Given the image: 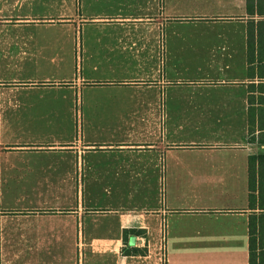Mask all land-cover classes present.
Returning a JSON list of instances; mask_svg holds the SVG:
<instances>
[{"label":"crops","instance_id":"obj_1","mask_svg":"<svg viewBox=\"0 0 264 264\" xmlns=\"http://www.w3.org/2000/svg\"><path fill=\"white\" fill-rule=\"evenodd\" d=\"M249 15L247 0H0V264H250L264 88L248 29L225 26ZM57 24L75 40L61 79L13 46Z\"/></svg>","mask_w":264,"mask_h":264},{"label":"rangeland","instance_id":"obj_2","mask_svg":"<svg viewBox=\"0 0 264 264\" xmlns=\"http://www.w3.org/2000/svg\"><path fill=\"white\" fill-rule=\"evenodd\" d=\"M251 18H254V21H260L262 20V17H260L258 14L255 16H251L249 15L248 18H246L243 22H231L229 24H226L225 26L227 28H233V29H238V28H243L244 30L249 29V21ZM46 27H43V29H39L41 31V34H39L38 36H35L37 38H31L28 35L27 36H20L18 39H14L13 41V46L16 49H19L20 46L22 45H27L28 46V50L31 49V47L37 45V47L39 48L41 52L40 54V59H41V63H43L44 66V70L41 71L42 72V77L44 76H53V79H61V78H65L66 76L69 77L70 75V67L71 64L70 60H71V49L72 46H74V42L75 40H73L71 38V33L69 30V27H66L62 24H57L54 27H48L47 25H44ZM223 27V24H217L214 25L211 28H221ZM259 43V42H258ZM259 44H257V49ZM44 60H43V59ZM257 58V60H256ZM255 58V62L252 65V72H254L255 76L253 77L254 80L257 81V84L255 87L257 89H261L262 87V80L260 77L261 74V68L263 66V61L261 60V55L259 53V49H258V54ZM224 77H231V78H241L243 77L242 75H239V73H236L232 70H227L225 72V74H221ZM18 79H23L25 77V74H20V75H16ZM195 76H205V78H214L217 75H214L212 72H210L209 70H198L195 69ZM195 76H192L191 74H181V78L182 79H188V78H194ZM68 94V98L63 99L62 102V109L63 110H68L69 106L71 105L70 103V93H68V91L66 89L60 91V95L63 97L65 94ZM24 93L23 91H19L13 94L14 97L19 98L21 100V98L23 97ZM15 98V99H16ZM260 99V96H259ZM18 109H22V108H18ZM255 118H252L251 120V140L255 139L256 141L259 140V142H261L263 136L261 134L253 135L256 127H260L261 124V120H259V123L256 122ZM261 128V127H260Z\"/></svg>","mask_w":264,"mask_h":264},{"label":"trees","instance_id":"obj_3","mask_svg":"<svg viewBox=\"0 0 264 264\" xmlns=\"http://www.w3.org/2000/svg\"><path fill=\"white\" fill-rule=\"evenodd\" d=\"M247 5L249 9L250 15L253 17L255 15H259L262 17V20L254 21V18H251L249 21V41H248V54H249V61H250V68H249V73L250 77L253 78L255 76L254 72H252L253 64L255 62V58L258 54V49L259 53L261 55V60L263 61V66L261 68V74L260 77L261 79L264 80V0H247ZM259 42V43H258ZM257 44H259V48L257 49ZM257 60V58H256ZM264 88V84H262ZM263 101H264V96H263ZM261 129H264V117L261 121L260 124ZM263 138L261 140V143H264V134H262ZM258 161L259 166H260V182L257 184L255 179L251 176L250 178V188L251 190L258 189L260 192V208L264 207V181L262 180V176L264 173V154H258L252 155L250 157V165H251V171L254 173V168H255V163ZM252 224L250 225V233H251V252H250V264H264V220L260 221V224L258 226L259 229V237H261V242H259L257 245L255 244V224L252 221ZM262 231V232H261ZM261 233V234H260ZM261 235V236H260ZM263 239V240H262Z\"/></svg>","mask_w":264,"mask_h":264}]
</instances>
